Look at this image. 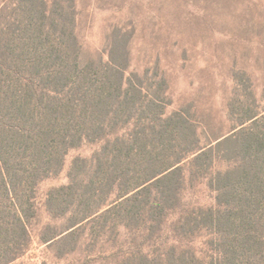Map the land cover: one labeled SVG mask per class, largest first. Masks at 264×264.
Here are the masks:
<instances>
[{"label":"rangeland","instance_id":"1","mask_svg":"<svg viewBox=\"0 0 264 264\" xmlns=\"http://www.w3.org/2000/svg\"><path fill=\"white\" fill-rule=\"evenodd\" d=\"M43 1L65 16L80 62L94 65V77L101 65L117 64L144 87L146 105L152 99L164 105V117H173L160 145L164 161L175 160L185 147L190 152L182 177L172 178L171 184L181 185L165 222L147 228L140 218L122 220L118 210L102 214L117 204L116 193L97 189L104 173L90 161L105 141L85 140L68 151L58 173L27 192L28 235L18 246L10 243L0 260L17 255L10 264H147L148 255L182 264L178 256L194 248L214 254L210 233L200 232L194 221L216 204L217 184L210 181L241 163L243 121L257 115L255 132L264 138V0H0V27L13 25L15 17L28 21ZM69 5L74 14L66 13ZM152 107L142 124L155 116L158 108ZM139 131L130 125L122 133L133 144ZM224 139L229 141L217 146ZM200 149L209 153L192 162ZM70 183L83 195L73 204L71 191L52 194ZM0 205L13 216L14 203L1 202L0 195ZM99 206L97 218L69 230Z\"/></svg>","mask_w":264,"mask_h":264},{"label":"trees","instance_id":"2","mask_svg":"<svg viewBox=\"0 0 264 264\" xmlns=\"http://www.w3.org/2000/svg\"><path fill=\"white\" fill-rule=\"evenodd\" d=\"M41 7L30 12L28 21L15 17L13 25L0 27V195L1 202L14 203L12 217L0 205V256L10 243L18 246L28 235L24 221L28 208L23 203L27 192L58 173L68 151L85 140L105 141L90 161L104 173L97 189L116 193L117 204L102 214L118 210L116 215L122 220L140 218L147 228L165 222L181 185L180 180L171 184L172 178L182 177L181 164L190 152L185 147L175 160L164 161L160 153L173 119L164 117V105L153 99L146 105L144 87L134 85L117 64L101 65L94 77V65L80 62L77 39L65 16L56 14L45 1ZM73 11L69 5L66 13ZM26 39L32 42L17 44ZM161 84L166 88L165 80ZM152 106L158 108L155 116L142 124V116L148 118ZM250 121L252 125L245 128ZM257 123V115L242 122L244 157L210 181L212 187L217 184L216 204L194 219L200 232L210 233L214 254L207 256L194 248L187 256L182 252L176 257L182 264H264V138L255 132ZM130 125L142 133L133 144L122 133ZM208 153L200 149L192 162ZM67 191L72 192V204L83 198L73 183L52 194ZM101 208L69 230L97 218ZM172 248L177 252L176 246ZM15 258L0 260V264H10ZM143 258L147 264L158 260L167 264L162 256Z\"/></svg>","mask_w":264,"mask_h":264}]
</instances>
